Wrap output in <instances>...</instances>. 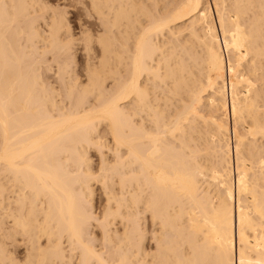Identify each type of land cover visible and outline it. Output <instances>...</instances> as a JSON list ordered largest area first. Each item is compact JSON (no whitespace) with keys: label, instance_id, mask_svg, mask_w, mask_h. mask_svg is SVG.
<instances>
[{"label":"bare ground","instance_id":"1","mask_svg":"<svg viewBox=\"0 0 264 264\" xmlns=\"http://www.w3.org/2000/svg\"><path fill=\"white\" fill-rule=\"evenodd\" d=\"M150 1L90 0L83 83L63 10L0 0V264H264V0Z\"/></svg>","mask_w":264,"mask_h":264},{"label":"rangeland","instance_id":"2","mask_svg":"<svg viewBox=\"0 0 264 264\" xmlns=\"http://www.w3.org/2000/svg\"><path fill=\"white\" fill-rule=\"evenodd\" d=\"M44 0H42L43 2ZM147 3L151 4L152 1L150 0H145ZM48 2V3H47ZM47 4V8H45V11L42 10L41 12H37L36 17H37V23L40 24L39 28L41 27V31L43 30V34L44 33H48L49 31V27L50 26V22L51 20V16L49 18V15H51V11L53 10V12H56L57 14L63 13L67 18V23L71 24L70 27H72V31L74 34L73 38H76V40L74 39L73 44L76 42V44H72V49L74 46V50H71L70 52L75 55V59H76V66H75V74H78L81 78L80 80L84 83L86 82V73H87V60H88V50L89 47L87 43L91 44V51L93 53H95L94 55L99 56L100 55V46L98 45V42L95 38V40L90 43L87 41H83L82 37H83V28L84 26L89 28L91 32H93V34L97 35L102 29L100 26V22L97 19L96 13L94 12V10L91 7V3L90 0H45V2ZM52 6V7H50ZM57 8V9H56ZM55 9V10H54ZM59 10V11H58ZM49 11V13L47 12ZM45 12V14L43 13ZM42 13L44 15H42ZM49 15H48V14ZM89 15V16H88ZM45 17V18H44ZM47 19V21H46ZM50 21V22H49ZM47 22V23H46ZM38 24V25H39ZM83 27V28H82ZM44 34V35H46ZM82 36V37H81ZM81 38V39H80ZM39 47L41 48L43 46V42L40 41L38 42ZM43 48V47H42ZM70 56H68V61H70ZM72 59V58H71ZM45 60L47 63L51 64L53 69L50 71H46V69H43V73H44V78L47 81H50L52 84H54L59 92V99H64L66 102L68 101L65 94V91L63 90V88H61V81L59 80V78L57 77L55 71H57L58 68V64L56 63V60H53V55L49 52L47 53V55L45 56ZM72 62V61H71ZM103 126V125H102ZM102 130H101V135H103L104 137H102L103 140L106 139V141L108 140V142L110 143V136L104 133L105 130V126H103ZM107 155L109 158H112V154L109 151H106ZM89 155L91 157V161H92V170L95 174H98L100 172L99 170V164H100V152L98 151V149H96L95 147L89 148ZM98 172V173H97ZM97 181V180H96ZM93 182V205H95L94 210L96 212V214L99 216L102 215L103 213V209H104V205L106 202L105 196H104V192L106 193L105 189L103 188L101 182ZM149 216L146 215L144 221V228H145V241L144 243L150 247V245L153 247V241H152V225L150 222V219L148 218ZM94 232L96 235V243H99L101 240V230L98 228V226L94 225ZM25 246H20L16 249H14L16 256H18V258L22 259L25 256ZM71 264H77V260L76 258L72 259V263Z\"/></svg>","mask_w":264,"mask_h":264}]
</instances>
